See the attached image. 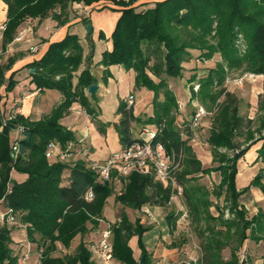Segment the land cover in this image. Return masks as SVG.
I'll return each instance as SVG.
<instances>
[{
	"label": "trees",
	"instance_id": "trees-1",
	"mask_svg": "<svg viewBox=\"0 0 264 264\" xmlns=\"http://www.w3.org/2000/svg\"><path fill=\"white\" fill-rule=\"evenodd\" d=\"M0 1L7 5V20L2 32L3 51L14 41L18 27L26 19L52 16L63 23L65 9L75 2L85 5L102 2L100 8L108 7L107 3L120 6L117 10L121 15L111 35L113 47L105 50L100 60V64L106 68L102 79L107 83L112 76L110 66L120 65L126 70L136 71V87H146L154 92V113L143 121L144 124L155 125L157 133L154 141H161L175 161L180 163L177 182L183 187V194L192 207L194 220L206 236L200 264H246L240 261L239 248L250 236L257 241L264 238L258 235L263 231L264 212L249 219L246 209L239 205L238 198L242 191H239L236 183L237 162L250 145L259 140L263 141L259 157L264 161V112L258 117L259 123L254 128L256 119H247L240 114L238 97L223 84L228 70L233 68L264 75V0ZM57 8H60V12L56 11ZM90 22L87 21L88 24ZM239 36L244 38V48L237 44ZM100 37H103V33ZM192 50H199L204 60L213 58L217 52H221L223 58L215 68L209 69L205 77L200 78V90L195 92L192 89L193 95L214 112L208 143L212 147L213 160L218 165L210 168H203L201 159L188 143L193 134L191 120L183 126L176 123L172 113L173 108L177 107L176 97L169 89L166 77L162 76H182L183 63L191 60ZM91 51L89 58H93L94 47ZM160 51L162 54L159 56ZM83 56L79 36L68 33L62 40L50 43L40 59L28 64L29 68L35 69L31 74L32 82L38 88L57 89L63 95L61 102L47 116L32 121L16 114L3 124L0 109V199H4L6 206L13 208L17 218L27 225L28 240L42 248L41 264H94L92 251L85 243L84 236L99 226L105 203L114 190L112 181H100L85 160L51 162L46 156L51 142L65 149L70 142L75 144L78 141L76 133L60 122L76 102L103 130L104 123L97 120V108L93 103V100L96 103L98 100L90 99L85 93V89L98 81L90 66L80 73L77 84L73 86L74 72L81 65ZM153 56L158 59L151 65ZM16 59V56H11L7 63L0 65V89L6 85L7 92L17 84L15 71L6 78V72L12 69ZM147 70L160 80L155 81ZM190 80L193 82L197 77L192 76ZM161 93L164 99L160 98ZM131 95L120 101L116 111L120 115L116 127L122 146L138 140L133 135L132 123L142 121L140 116L135 115L134 105L128 104ZM2 98L0 92V104ZM261 107L264 110V99ZM18 127H21L20 136L13 143H18L19 152L17 157H13L10 133ZM256 132L259 133L258 137L255 136ZM185 133L188 135L186 139L183 137ZM238 136H244V140L237 141ZM13 169L27 173V179L23 182L13 181ZM66 170H69L68 183H64L62 178ZM212 171H222V181L211 191L199 181L201 176ZM121 180L123 189L116 195V200L125 206L141 210L146 204L167 205L171 202L173 187L164 185L153 175L134 172ZM251 185L259 186L264 191L262 175L256 174L246 188ZM220 189L226 191L231 218H226L224 211L215 216L210 210L213 204L210 197L212 194L219 197ZM90 190L94 193L91 201L86 199ZM176 217V214L169 213L166 219L174 226ZM89 223H92V228ZM149 229L141 218L132 221L123 211L120 220L112 224L114 258L124 264H157L144 241ZM11 231L9 225L0 226V264H20V257L14 254L11 247ZM79 234L82 240L74 253L53 255L59 242L69 248ZM133 236L138 237L142 251L139 260L135 259L129 244ZM229 245L232 246V255L229 260H224L219 251Z\"/></svg>",
	"mask_w": 264,
	"mask_h": 264
},
{
	"label": "crops",
	"instance_id": "crops-1",
	"mask_svg": "<svg viewBox=\"0 0 264 264\" xmlns=\"http://www.w3.org/2000/svg\"><path fill=\"white\" fill-rule=\"evenodd\" d=\"M149 1H159V0H149ZM108 5L115 6L119 8L120 6L107 3ZM102 6V2L96 3L94 5H81L79 3H72L68 7L67 11L68 14L73 11H77V8H81V11H77V14L74 16H70V18L65 21L64 23H58L57 20L53 19L52 17H47L43 19L39 18H29L26 19L19 27L16 37L14 38V41L9 43L6 47V50L3 51V38H2V30L0 29V65H3L7 63L8 58L11 56H16L17 59L14 62L12 69L8 70L6 72V78H9V76L12 74V72H16L15 79H16V86L15 88L7 92L5 89V86H2L0 89L1 94L3 95V98L1 100L0 109L2 117H5L11 113L21 114L25 116L26 118H29L32 121L39 120L48 114L52 112L54 107L59 104L63 98V95L60 91L57 89H41L36 86L35 83L32 82V72L29 68L28 64L32 63L34 60L40 59L43 54L48 50L50 43L60 41L62 40L66 34H76L79 36L80 43L82 47L84 48V54L87 55L89 53V44L88 40H90L89 33L87 31V21L90 20L92 23V30H93V38L92 40L95 41L96 44V54L93 57V64L89 65L90 70L92 74H94L98 81V89L96 91L99 92L101 95H106L107 92H105V82L103 81V73L106 69L103 65L100 64V60L102 58V53L105 50H111L112 40H111V34L116 26V21L118 16H120L121 12L117 13H109L104 16H102L97 8H100ZM73 14V13H72ZM103 17V19H102ZM107 19H109L108 27H104L103 25L106 23ZM7 20V5L0 1V28L1 25L5 23ZM104 30L106 31V34L108 35V39H105V43H103V40L99 38L100 32ZM23 36L21 39L20 36ZM91 41V40H90ZM102 43V45H100ZM33 47H36V51H31ZM86 64L83 63L80 66V69L78 72H76V77L74 78V83L78 82V76L80 75V72L86 68ZM122 66L120 65H112L110 66V71L112 73V76L115 75V70L118 72L122 71ZM136 74V73H135ZM113 78L110 77L108 79L109 81ZM133 82V85L134 86ZM142 89L146 87H141ZM109 92L110 90L107 89ZM148 92V91H147ZM87 95L93 99L96 98L99 100V97L92 95L87 89ZM154 96V95H153ZM153 97H151L150 102H152ZM101 103L102 99H100L98 104V112H99V118L104 121H112V120H104L102 118V111H101ZM135 115L141 117L142 109L141 107L134 108ZM143 114H147L148 116H152L154 112L147 113L145 110H143ZM154 111V110H153ZM139 112V113H138ZM118 118H120V115H118ZM60 122L66 126L67 128L73 130L76 135L78 136V141L75 142L77 146H83L85 148V152L82 150L78 155L76 154L75 157L79 159H85L86 161L92 159V160H102L105 159V157L109 156L113 151L110 150L111 147L106 146V143L101 141L102 139H98L95 131V125L92 122L91 116L87 114L84 107H82L78 102L74 103L70 113L62 118ZM184 122V121H183ZM179 126H183L181 123H177ZM95 126V127H94ZM1 130V128H0ZM15 138H19L20 136V128L18 127L15 129ZM194 131V130H193ZM211 131V130H210ZM209 131V132H210ZM191 135L194 137V132ZM18 134V135H17ZM186 134V133H185ZM210 135V134H209ZM208 135V137H209ZM186 136H188L186 134ZM14 138V139H15ZM195 138V137H194ZM13 139V140H14ZM205 145L208 146L206 150H203L202 145L199 143H192L193 150L195 151L198 158L201 159L203 168H210L213 166L218 165V162H215L213 160V152L212 147L208 143V138L205 141ZM263 141L259 140L253 144L250 145V148L247 150V152L238 160L237 162V176H236V183L239 191H242L238 201L239 205L243 206L246 209V216L247 218H252L253 216L258 215L259 212H264V191L261 187L256 185H251L249 188H246L250 185L251 181L255 178L256 174L262 175V182L264 183V161L259 157V149L262 146ZM204 144V143H203ZM93 146L95 149V154L91 153L90 155L86 152H89L88 149L92 148ZM123 146L121 145L120 148ZM98 148V149H97ZM118 150V148H116ZM110 150V151H109ZM116 151V150H114ZM74 156V155H73ZM204 157V158H203ZM56 160V158H54ZM222 171H212L211 173L205 174L201 176L200 180H204L206 177L209 178V180H214L215 186H218L222 181ZM69 179V174H68ZM68 179L65 183H68ZM118 176L114 178L113 181L117 180ZM200 182V181H199ZM201 183V182H200ZM203 184V183H201ZM204 185V184H203ZM207 187L212 191L215 189V187ZM245 189V190H244ZM220 196H216L214 194L211 195V200L213 202L212 206L210 207V210L214 215H218L220 211H226L225 217H227L226 214H229V208H223L224 204L228 205V202L226 200V191L224 189H220ZM224 199V204L221 205L219 202L220 199ZM175 200L173 203L174 208L170 207V213L176 214V222L175 225L172 226L169 224L168 220L165 218L164 220L158 217L156 218L155 214L161 215V209L166 207L167 205H156V204H146L143 206V208H148L149 210L155 211L153 213V220L150 221V223H153L154 225H147L150 228H152L154 231L146 232L144 238L149 237L150 240L145 242V245L148 249V251L152 254V257L154 261L157 264H182L184 263V257H189V259H193L194 253L192 248L186 246V243L183 242V240H180V236L174 235V238H172L173 233H180L177 231L176 228H178L177 223L184 222V219L186 220L185 216H183V211H190L192 216V207L187 202L186 197L184 194H177L173 193L171 196V202L172 200ZM169 202V203H171ZM222 206V207H221ZM150 210V211H151ZM105 215V214H104ZM167 217V216H166ZM193 218V217H192ZM103 220V219H101ZM142 220V219H141ZM163 220V221H162ZM263 224H264V217H263ZM144 223L145 221L142 220ZM102 223L99 224V226L95 229L90 231L84 236V241L87 244V246L92 251V260L94 261V264H101L99 262L100 259L97 258L95 253L93 252V247L97 244L99 238H100V228L103 227ZM204 225V221H202V226ZM12 231H11V237H12V243L11 247L14 251V254L18 255L20 257L19 263L20 264H41V259L39 258V252L42 251V248L38 246V244L34 242H30L27 237V231H26V225L19 221V224L11 225ZM20 229L24 230V234H20L18 236L17 231ZM248 233H250V230H248ZM259 236L264 237V227L263 231L258 233ZM168 236L169 239L166 237ZM137 238V243H134V239ZM82 240V236L79 234L77 235L74 240L71 243V246L69 248L64 247L60 242L58 243V249L53 253L55 256H62L65 254L74 253L76 251V248L78 247L79 243ZM252 246V248L256 249L258 246L264 245V238L257 241L251 236L247 238L244 242V245ZM129 244L133 249L134 257L136 260H139L141 258V248L138 244V237L133 236L130 239ZM30 250V258L27 261H23L24 254ZM63 251V252H61ZM253 251V250H252ZM195 252V251H194ZM264 261V257H263ZM110 264H124L118 261L117 259H113ZM264 264V263H262Z\"/></svg>",
	"mask_w": 264,
	"mask_h": 264
},
{
	"label": "rangeland",
	"instance_id": "rangeland-1",
	"mask_svg": "<svg viewBox=\"0 0 264 264\" xmlns=\"http://www.w3.org/2000/svg\"><path fill=\"white\" fill-rule=\"evenodd\" d=\"M79 4L83 5L84 3H79ZM138 4H139V2H138ZM87 6H89V5H87ZM68 7L65 9V13L62 17L64 22L67 21L70 18V16L76 15L77 11H81L80 10L81 8H77V11L72 12L73 14L71 12L68 14V11H67ZM117 9H118L117 7L111 6V5H108V7H104V8H97L98 12L102 16L109 14L110 12L111 13H117V12L119 13L120 11H118ZM56 11L60 12V8H57ZM49 17H52V16H49ZM119 17L120 16H118L117 21H118ZM102 19H103V17H102ZM55 20H57V19H55ZM57 21L60 24L59 20H57ZM117 21H116V23H117ZM108 22H109V19H107L106 23L103 26L108 27ZM101 33H103V37H100ZM100 34H99V38L103 40V43H105L104 40L109 38L108 35L106 34V31L102 30L100 32ZM89 36L92 40L93 30ZM213 41L215 42V40H213ZM88 44H89L90 50H89V53L87 55H85L84 54V48H83V55L84 56H83V61H82L81 65L83 63H85L86 66H89V65L93 64V62H94L93 58H89V55H90V52H92L91 51L92 47H94V51H95L93 57L95 56V54L97 52L95 41L88 40ZM237 44L239 46H241V48H244L246 46L243 36L238 37ZM100 45H102V43H100ZM143 47L146 49V44H144ZM31 51H33V50L31 49ZM158 54L160 56L162 54V52L160 51ZM192 54H193V56H192L191 60L185 61L183 63L184 70H183L182 76H179V77L166 76L165 74H162V76L166 77L167 83L169 85V89H171L173 91V93L176 97L177 107H174L172 110V113H173L174 117L176 118V123L183 124V123L187 122L188 120L190 121L198 106H203L207 110L208 115H206V117H204L202 119V121L198 127L194 128L193 132H194L195 138L191 136L188 140V143L191 146H192V143H194V144L199 143L200 145H202L203 150H206V148L208 146L205 145V143H206L205 141L207 140L208 135L210 134L209 131H210L211 126H212L214 112L211 111L210 108L200 98L193 95L192 89L194 88V85L199 84L200 78L205 77L208 74L209 69L215 68L217 66L218 62L223 61V58H222L221 52L215 53L213 58L208 59V60H204L200 56L199 50H192ZM157 59H158L157 56L156 57L153 56L152 60L150 62L151 65H153ZM80 66L77 69V71L74 72V75H75L74 78L76 77V72L79 71ZM121 69H122V71H120V72L115 70L114 77L111 76L113 79L110 81L108 80L107 83H105L104 86L106 88L104 90H105V92H107L106 95H101L99 92H97L95 94V96L99 97V100L102 99V103L100 106L101 111H102V114H101L102 118L104 120H112V121L104 122L99 118L98 104L94 100H93V103L95 104V107L97 108V116L96 117H97V120L99 119L104 123L103 130H102V128H100L99 123L97 121L93 120L91 117L93 124L96 126V127L94 126L95 127L94 129L97 132L96 133L97 138L99 140L102 139L101 141L105 142L106 146H109V148L111 147L110 150H112V151L116 150V148L119 149V147H121L120 135H119V132H118L117 127H116L117 123L120 120V118H118V114L116 111H117L118 105H119L121 100H124V99L126 100L130 94H133L134 95V108L135 109L140 106L142 109V112H144L143 110H145L147 113L154 112L153 111L154 105L152 102H150L151 97H153V95H154V92L147 89V88L142 89V88L136 87L135 83H134V86H132L133 82H135L136 71L133 69L132 70H126L123 67H121ZM147 71H148L149 75L155 79V81L160 80L158 77H156L152 73V71H150V70H147ZM228 71L229 72L227 74L226 80H225L223 85L226 87L227 90L231 91L232 93H234L238 97L240 114L245 116L247 119H249V118L256 119V121L254 122V125H253V127L255 128L257 126V124L259 123L258 117L264 112V110L261 107L262 101L264 99V75L263 74H257V75H259L258 77H256L255 79H252V80H247L243 85L240 86V85H236L234 83V79L240 77L244 73H247V72L250 73V71H244L243 68H233L232 70L229 69ZM251 73H253V72H251ZM192 76H196L197 80L191 82L190 78ZM74 78H73V84H74L73 86H75L77 84V83H74ZM107 89H109L110 91L108 92ZM199 90H200V87H199ZM199 90H197V92ZM85 93H87V89H85ZM160 98L164 99L163 93L160 94ZM221 99L223 100L224 97H222ZM70 111H71V109L69 110V112L65 116H67L70 113ZM142 112L140 114L142 121H140V122L134 121L132 123L133 135L136 137L140 134L142 129L146 126L149 128H155L154 124H150V123L144 124L143 119L145 120L149 116L147 114H143ZM14 115H16V113H14ZM7 116L2 117L3 124L5 123V121L6 122L8 121ZM15 129L16 128L12 129L11 133H10V137L12 139V147L14 144L13 139L16 136ZM255 136L258 137L259 133L256 132ZM183 137L186 139L188 136H186V134H185ZM77 138H78V136H77ZM236 140L242 142L244 140V136H238V137H236ZM67 147H71L73 149V155H74V156L72 155L70 158H68V161H77L78 157L76 158L75 155L76 154L80 155L79 153L83 149H84L83 151L85 152V148H86L83 146H77L76 143L74 144L73 142H70ZM91 147L92 148L88 149L89 152H86L89 155L91 153L95 154V152H96L95 151L96 148H94L93 146H91ZM66 149L67 148H65L64 150H66ZM222 151H226V150L223 149ZM48 159L51 162L57 161V158H56V160L54 158H48ZM81 160H85V159H81ZM90 160H92V159H90ZM90 160H88V161L85 160V161L88 164L90 162ZM62 162H66V161H62ZM68 174H69V170H66L62 176L64 183L68 179ZM27 177H28L27 173L18 171L16 169H13L11 171V178L13 181L23 182L27 179ZM0 180H1V178H0ZM200 182L203 183L205 186L208 185L211 188L217 187V186H215L216 184H214L215 182H214L213 178H212V180H209V178L206 177L204 180H200ZM112 183H113L112 188L114 190H113V194L107 199V202L105 203L106 204L104 207V214L105 215L103 216V220H100V223L103 224V227L100 228V231H102L103 229H106V227L108 226L109 223L113 224L116 221L120 220V217H121V214L123 211L128 214L129 218L132 221H135L137 218H141L143 221H145L144 224L146 226L147 225H154L153 223H155V222L150 223V221L153 220V217L148 216L146 214V212L144 211L143 207L141 210H136L134 208H130L128 206H125V205L121 204L120 202H117L116 195L122 191L123 182H122L121 178H118L117 180L112 181ZM9 184H10V186H12V183H9ZM174 193H177V194L182 193L183 194V191L182 192L174 191ZM172 201L173 202L168 203V205L166 207L161 209V215L155 214V211H153L151 209L150 210H151V212H154L157 219H159L158 217H160L161 219L164 220L166 218V216H168V214L170 213L169 208L170 207H172V209L174 208L173 203H175L174 202L175 200L173 199ZM219 202L221 203V205L224 204V199L223 198L220 199ZM226 207H227V205L224 204L223 208H226ZM6 210H7V206H6L4 199H0V213L5 212ZM183 213H184L183 216H185L186 220L184 219V222L177 223L178 228H176V229L180 233H173L172 238H174V235H176L178 237L180 236L179 239L183 240V242H188V243H186V246L193 249V251H191V252L194 253V256H193L194 258L189 259V257H184L185 261L182 264H186L188 261H191V262L196 261V264H200L201 258L204 254L202 245H203V241L206 240V238H205L206 236L201 233V230L199 229V225L194 220V218H192L193 215L191 216L190 211H183ZM225 213H226V211H225ZM226 215H227L226 218L232 217L230 212H229V214H226ZM19 221L21 222V220H19ZM88 225H89V227L92 228V223H89ZM218 227L221 228L222 226H218ZM147 231L151 233V231H154V230L152 228H150ZM21 233L24 234V230L20 229L19 231H17L18 236ZM145 236H147V235H145ZM166 237L169 239L168 236H166ZM149 240H150L149 237L144 238V241L147 243ZM134 243H137V238L134 239ZM61 252H63V251H61ZM219 253L221 254V256L223 257L224 260H229L231 258V255H232V246L229 245V246H225V247L221 248ZM238 256L240 258V261H243L246 264H262V263H264V261H263L264 245L258 246L256 249H254V248H252V246H250L249 243L246 246L243 244L242 247L239 248Z\"/></svg>",
	"mask_w": 264,
	"mask_h": 264
},
{
	"label": "built area",
	"instance_id": "built-area-1",
	"mask_svg": "<svg viewBox=\"0 0 264 264\" xmlns=\"http://www.w3.org/2000/svg\"><path fill=\"white\" fill-rule=\"evenodd\" d=\"M0 29L2 31L5 29V23L1 25ZM22 37L21 35L19 38L21 39ZM32 50L36 51V48L33 47ZM258 76L259 75L255 73L247 72L234 79V83L241 86L247 80L255 79ZM199 87V84L194 85L193 90L197 92ZM128 104L134 105V95L129 97ZM206 115H208L207 110L203 106H198L191 119L192 130L200 125L202 119L206 117ZM14 116V113H11L7 116V119L9 120ZM4 124H6V121ZM156 133V129L146 126L136 137L138 140L118 150L116 149V151H113L105 159L90 160L88 165L96 172L100 181H113L117 176L118 178H127L130 174L137 172L153 175L156 180L161 181L164 185H171L173 191L182 192L183 187L178 184L176 176L180 169V163L175 161L173 155L161 141H154ZM18 152V143L14 142L13 157H17ZM72 155L73 149L71 147H67V149L64 150L56 142H51L46 152L48 158H57L59 161H68V158ZM93 197V191H88L86 199L91 201ZM144 211L148 216L153 217V213L147 207L144 208ZM16 224H19V220L13 208L7 207L5 212L0 213V226H11ZM112 234V224L109 223L106 229L101 231L100 238L93 247V252L97 258L100 259L99 262L101 264H110L114 259ZM29 258L30 250L24 254L23 261H27ZM39 258H42V251L39 252ZM186 264H196V261H188Z\"/></svg>",
	"mask_w": 264,
	"mask_h": 264
},
{
	"label": "water",
	"instance_id": "water-1",
	"mask_svg": "<svg viewBox=\"0 0 264 264\" xmlns=\"http://www.w3.org/2000/svg\"><path fill=\"white\" fill-rule=\"evenodd\" d=\"M87 31H88V32H92V24H91V23L87 24ZM31 71L33 72V71H34V68H32ZM97 89H98V85H97V84H93V85H91V86L88 88V91H89L90 93H94V92L97 91ZM142 262H143V258L141 259V263H142Z\"/></svg>",
	"mask_w": 264,
	"mask_h": 264
}]
</instances>
